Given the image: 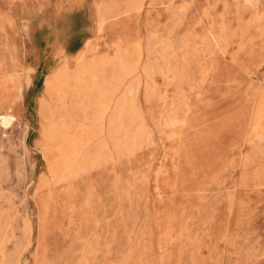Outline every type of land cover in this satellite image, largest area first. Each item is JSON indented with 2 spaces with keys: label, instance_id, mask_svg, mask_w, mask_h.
I'll return each instance as SVG.
<instances>
[{
  "label": "rangeland",
  "instance_id": "374dc122",
  "mask_svg": "<svg viewBox=\"0 0 264 264\" xmlns=\"http://www.w3.org/2000/svg\"><path fill=\"white\" fill-rule=\"evenodd\" d=\"M37 5L29 150L0 123V264H264V0Z\"/></svg>",
  "mask_w": 264,
  "mask_h": 264
},
{
  "label": "crops",
  "instance_id": "0c3cea01",
  "mask_svg": "<svg viewBox=\"0 0 264 264\" xmlns=\"http://www.w3.org/2000/svg\"><path fill=\"white\" fill-rule=\"evenodd\" d=\"M37 6V0H0V61L3 67L1 72L10 77L9 88L4 96L0 92V100L5 97L6 102L8 101L6 104L12 107V112L18 121L29 124L25 136L27 148L30 147L32 112L37 104L36 40L38 18L40 17ZM113 6L116 7V5ZM45 21L47 20L45 19ZM59 42L58 52L63 55L62 50L65 43L63 40ZM83 49L76 54L78 59L81 56L80 53L84 51ZM114 59L127 61L121 57L119 52L114 54ZM126 63L124 62V64ZM56 70L52 69L49 76H55L58 72ZM124 72V81L119 80L118 83L116 80L114 81V78H111L105 87L108 86L109 91L117 93V90H120L127 81L129 73L125 67ZM11 80H13L12 83ZM115 97L112 100L116 104ZM117 105L120 106V102ZM11 152L12 149L6 148L3 155L11 158L7 160V163L14 164V151Z\"/></svg>",
  "mask_w": 264,
  "mask_h": 264
},
{
  "label": "bare ground",
  "instance_id": "6f19581e",
  "mask_svg": "<svg viewBox=\"0 0 264 264\" xmlns=\"http://www.w3.org/2000/svg\"><path fill=\"white\" fill-rule=\"evenodd\" d=\"M103 9H102V14H108L110 15L112 12V5L111 4H103L102 5ZM6 37V35H5ZM6 43V42H5ZM96 51V50H95ZM11 64V63H10ZM124 67L127 69V71L130 69V64L129 63H126L124 64ZM80 74V73H79ZM82 79V78H81ZM69 80V77L67 75V72L64 71V69H59L57 74L55 76H52V77H48L46 79V83H47V90L49 92H52V91H59V90H62L64 84ZM17 81V80H16ZM94 81V79H93ZM96 82V81H95ZM21 83V82H20ZM19 85V84H18ZM115 92V91H114ZM113 91H108V90H104V92H102V95L100 96V101H102L103 103H105L106 101H110V97L111 95L114 93ZM4 96V95H3ZM16 97V96H15ZM5 98V97H4ZM2 99L0 100V103L2 105V107H0V123H3V122H7L9 120H17V117L15 116V114L12 112V107L8 106V104H6V98L5 99ZM16 100V99H15ZM123 100H125V97L123 98ZM17 103V102H16ZM12 104V103H11ZM14 106V105H13ZM45 106H46V103L44 102L43 100V96H40V99H39V111L41 113V115L44 117L45 116ZM118 112H117V116L115 119L112 120V124L111 125H114L117 130L119 131L122 127L125 128V124H126V111L125 109L123 108V106H118L117 108ZM137 113V112H136ZM139 113V112H138ZM137 113V114H138ZM127 114V113H126ZM19 117V116H18ZM61 125H62V129L64 128V123L61 122ZM18 130V129H17ZM16 130V132H17ZM53 127L51 126L50 127V130H49V133L50 134H53ZM116 130V132H117ZM127 131H129L127 129ZM126 131V132H127ZM47 133V132H46ZM46 133H44V135H46ZM16 134V133H15ZM15 144V142H14ZM27 149V148H26ZM25 152V151H24ZM43 154H44V157L46 159H48V154L43 151ZM1 198V197H0ZM8 227V226H7ZM3 228H5L3 226ZM28 230L30 232V226L28 227Z\"/></svg>",
  "mask_w": 264,
  "mask_h": 264
}]
</instances>
